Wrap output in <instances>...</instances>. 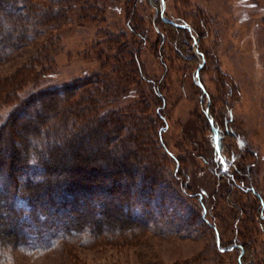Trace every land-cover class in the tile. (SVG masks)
I'll return each mask as SVG.
<instances>
[{
    "label": "rangeland",
    "instance_id": "rangeland-1",
    "mask_svg": "<svg viewBox=\"0 0 264 264\" xmlns=\"http://www.w3.org/2000/svg\"><path fill=\"white\" fill-rule=\"evenodd\" d=\"M158 3L0 0V151L34 185L0 202V264H264V0ZM69 145L133 183L62 205L35 151Z\"/></svg>",
    "mask_w": 264,
    "mask_h": 264
},
{
    "label": "trees",
    "instance_id": "trees-1",
    "mask_svg": "<svg viewBox=\"0 0 264 264\" xmlns=\"http://www.w3.org/2000/svg\"><path fill=\"white\" fill-rule=\"evenodd\" d=\"M152 2L157 1V5L159 6L158 1L159 0H148ZM49 13V12H48ZM159 13V12H158ZM50 16L53 14H49ZM185 23V22H184ZM173 26H175L177 29L185 30L187 31V28L171 23ZM132 55V54H131ZM137 61V60H136ZM139 67V66H138ZM140 68V67H139ZM141 71V70H139ZM200 74V72H199ZM201 76V75H200ZM197 85V84H196ZM198 86V85H197ZM199 88V86H198ZM202 93L203 89H201ZM212 112V110H211ZM216 118H214V121ZM217 124V122H216ZM12 132V131H10ZM159 134V133H158ZM10 134L9 137H7V144L4 143V146L7 148L8 155L5 153V151H0V169H5L6 172V178L9 180L7 182V186L0 187V202H5L8 205H12L13 201L17 199L18 192L17 191H22V192H31L32 194V188L34 185L31 186L29 181L25 180V183H22L20 188H16L19 183H17V176L18 174L28 172L31 163H30V155L28 154V149L26 152L23 150L20 151L16 149L14 146V139ZM160 137V136H159ZM219 145L220 149L222 150L223 142H222V137L219 139ZM160 146L163 149L165 148L164 142L160 140ZM70 147V149H69ZM67 153L65 152L60 153V151L56 150L55 153L52 155H48V159L44 158L40 152L35 151L37 158H38V166H41L39 169L41 173H45V179L41 181H36V185H41L43 184V187L47 188H55L59 191L63 190V185L66 187L67 185H71V191L70 196L72 195V198H67L66 196H59V198L62 200L61 203L62 205L66 203L65 200L70 199L74 200L77 195H87V197H90V194L94 193V189H98L102 191V193H105L106 195L108 194L109 196L116 194V189L115 187H118L117 185L121 181V176L119 173L123 172H131L132 169H124L123 164L120 163L119 160L116 161L115 166L119 164V168L115 167L110 169L109 167L106 168V165L103 164L101 167L98 165L99 163L103 162L102 159L96 155L95 159L92 156L91 152H87L88 154H84L83 149L81 148H73V145H69ZM63 148H61L62 150ZM100 151L99 149L93 150V152ZM5 153V154H4ZM8 156V159L5 157ZM100 158V159H99ZM121 167V168H120ZM54 169L56 172L51 173V171ZM18 172V174H17ZM20 172V173H19ZM26 172V173H27ZM5 174V173H4ZM13 174H17L16 177L13 176ZM62 174V175H61ZM63 180H62V177ZM42 179V177H40ZM107 180L109 182L107 183ZM125 182H127L129 185L133 183V179L131 175L127 179L122 178ZM41 182V183H40ZM35 185V186H36ZM244 189H247L248 191H253L252 188L250 187H244ZM63 192V191H62ZM255 193V192H254ZM257 194V193H256ZM99 196L95 197L98 198ZM259 198V197H258ZM103 203L105 204L103 208V214L105 215V218L108 220V201L110 198H103ZM259 204L261 203L260 199ZM60 205V206H62ZM59 206V205H58ZM65 207H62L64 209ZM55 209H58L57 206H55ZM202 209V206H201ZM205 213L202 212L201 216L204 218ZM207 224L213 229V233L215 231V226L211 222H207ZM96 232V230L94 229ZM215 235V233H214ZM216 242V241H215ZM217 248L221 247L223 250H229L233 249L234 247H237L235 243H230L228 245H223L222 241L217 242L216 244ZM238 264H248L244 261H239Z\"/></svg>",
    "mask_w": 264,
    "mask_h": 264
},
{
    "label": "water",
    "instance_id": "water-1",
    "mask_svg": "<svg viewBox=\"0 0 264 264\" xmlns=\"http://www.w3.org/2000/svg\"><path fill=\"white\" fill-rule=\"evenodd\" d=\"M160 3H161V11H163L164 0H160ZM169 21H171V20H169ZM171 22L174 23V24H176L173 21H171ZM182 26L186 27L188 30L190 29V26L188 24H182ZM196 76H198V74H196ZM197 83L200 85V82H197ZM209 121L212 122L211 118H209ZM215 149H216V151L219 150V146H218V134H216V136H215Z\"/></svg>",
    "mask_w": 264,
    "mask_h": 264
},
{
    "label": "flooded vegetation",
    "instance_id": "flooded-vegetation-1",
    "mask_svg": "<svg viewBox=\"0 0 264 264\" xmlns=\"http://www.w3.org/2000/svg\"><path fill=\"white\" fill-rule=\"evenodd\" d=\"M231 150H232V151H235V149L233 150V148L227 149L226 146H225L224 143H223V146H222V152H225V154L227 155V154L232 153ZM251 186H252V185H251Z\"/></svg>",
    "mask_w": 264,
    "mask_h": 264
}]
</instances>
